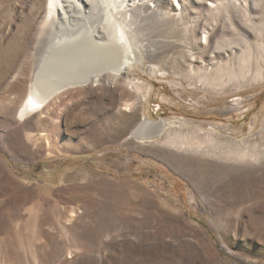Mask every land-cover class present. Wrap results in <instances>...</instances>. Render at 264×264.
<instances>
[{"label":"rangeland","instance_id":"1","mask_svg":"<svg viewBox=\"0 0 264 264\" xmlns=\"http://www.w3.org/2000/svg\"><path fill=\"white\" fill-rule=\"evenodd\" d=\"M46 1L0 0V264H264V0H156L153 59L22 117Z\"/></svg>","mask_w":264,"mask_h":264},{"label":"bare ground","instance_id":"2","mask_svg":"<svg viewBox=\"0 0 264 264\" xmlns=\"http://www.w3.org/2000/svg\"><path fill=\"white\" fill-rule=\"evenodd\" d=\"M174 2L181 10L179 0ZM46 4L47 55H42L43 63L39 59L42 64L36 61L22 117L63 92L96 86L108 77L123 78L137 56L153 59L162 45L152 39L163 32L167 21L156 0H47ZM206 32L202 33L207 41ZM164 126L165 122L153 124L150 129L162 135Z\"/></svg>","mask_w":264,"mask_h":264},{"label":"water","instance_id":"3","mask_svg":"<svg viewBox=\"0 0 264 264\" xmlns=\"http://www.w3.org/2000/svg\"><path fill=\"white\" fill-rule=\"evenodd\" d=\"M163 121L164 120L161 118L157 119L155 121L148 120L146 118H142L140 120V122L132 130L133 133L131 134V138L135 141L151 140V139L157 138L160 135V133H158L157 131L151 132L150 128L152 127L153 124H155V125L163 124L165 122V121L164 122Z\"/></svg>","mask_w":264,"mask_h":264}]
</instances>
